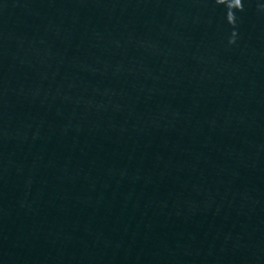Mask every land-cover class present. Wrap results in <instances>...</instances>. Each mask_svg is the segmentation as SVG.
I'll list each match as a JSON object with an SVG mask.
<instances>
[{"label":"water","instance_id":"1","mask_svg":"<svg viewBox=\"0 0 264 264\" xmlns=\"http://www.w3.org/2000/svg\"><path fill=\"white\" fill-rule=\"evenodd\" d=\"M0 264H264V0H0Z\"/></svg>","mask_w":264,"mask_h":264},{"label":"clouds","instance_id":"2","mask_svg":"<svg viewBox=\"0 0 264 264\" xmlns=\"http://www.w3.org/2000/svg\"><path fill=\"white\" fill-rule=\"evenodd\" d=\"M227 5V4H226ZM227 7H228V5H227ZM238 9H242V5L238 8ZM233 15V14H232ZM234 17V16H233Z\"/></svg>","mask_w":264,"mask_h":264}]
</instances>
